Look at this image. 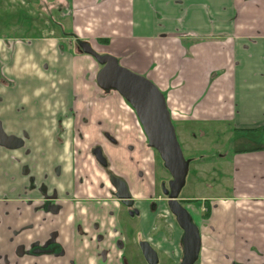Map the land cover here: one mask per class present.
Returning a JSON list of instances; mask_svg holds the SVG:
<instances>
[{
  "label": "crops",
  "instance_id": "obj_1",
  "mask_svg": "<svg viewBox=\"0 0 264 264\" xmlns=\"http://www.w3.org/2000/svg\"><path fill=\"white\" fill-rule=\"evenodd\" d=\"M24 1H28L26 11L21 9ZM137 1L45 0L43 7L38 0H0V128L24 142L18 150L0 144V199L7 196L10 200L8 204L0 201V256L6 257L0 264H51V257L33 258L27 252L48 243L55 230H59L67 259L96 264L94 255L86 259L87 254L79 250L82 240L71 229L82 222L83 205L61 203L56 224L22 230L43 216L36 210L38 204L23 201L44 199V184L48 194L56 192L58 197H70L68 191L71 197L79 196L84 189L56 143L60 125L72 131L74 125H84V119L89 123L84 132L91 134L99 121L106 125L112 115H121L129 127L125 133L142 136L135 113L127 107L117 102L108 108L94 102L98 63L89 55L75 53L77 41L116 57L124 67L154 82L166 94L172 114L176 113L174 121L225 126L229 129L226 141L233 146L239 134L256 137L251 147L234 146L222 160L227 167L222 175L228 181L220 183V189L227 188L226 194L201 200L202 217L205 202L210 217L200 222L198 263L264 264V0H206L207 4L192 0V23L201 29L195 32L205 29L204 36L208 33L212 38H220L213 37V31L221 37L228 35L232 45L224 38L222 43L188 48L179 43L180 50L173 56L171 48L181 30L180 14L185 11L180 10L185 2L154 3L155 15L148 0ZM213 4L228 18L216 22L215 9L206 22L201 11H209L206 5ZM134 12H141L140 27L132 19ZM171 77H177L173 86ZM172 93H182L184 101L177 102ZM183 111H195L196 117L182 120ZM116 150L128 155L123 146ZM59 164L63 167L56 174ZM29 167L36 181L35 188L28 190L25 172ZM116 171L126 177L122 170ZM238 221L244 237L235 235ZM20 248L28 255L19 257Z\"/></svg>",
  "mask_w": 264,
  "mask_h": 264
},
{
  "label": "flooded vegetation",
  "instance_id": "obj_2",
  "mask_svg": "<svg viewBox=\"0 0 264 264\" xmlns=\"http://www.w3.org/2000/svg\"><path fill=\"white\" fill-rule=\"evenodd\" d=\"M83 44H86V42L79 43L75 46V48L79 47V49L82 51L81 46ZM98 65L100 64L98 63ZM101 68L102 65H100V70ZM100 70H98V73ZM96 84L97 89L92 94V97L95 100L103 101L102 104L106 105L108 108L109 106L114 107L117 103V100L113 96L118 95L124 100L122 102L123 104L121 105L127 107L129 110L135 113L132 107L117 91L103 90L98 86L97 78ZM162 93L164 94L167 101L168 99L166 94L164 92ZM169 111L171 113L172 121L174 125H176V121H174L173 119V116L176 115V113L172 114V111L170 109ZM112 116V120L110 122H107L106 125L105 123H101L99 121L95 126V133L92 134H87L84 132L85 128H88L89 126L88 121L84 119L82 120L84 125H74L72 131H70L69 126H59V133L56 135L55 140L58 146L61 147L63 151V161L71 165V169L75 172V174H79V182L82 186L84 185V189L79 191V196L71 197L72 193L71 191H68L70 197H58L56 192L51 195L48 194L47 185L44 184L41 187V191L45 195L44 199H31L23 201L24 203H30L28 205L38 204L36 210L38 213L43 214V216L42 218H40L37 224L26 225L22 230L32 229L34 227L43 228L44 225L48 223L54 225L57 222V216L62 210L63 204L61 203H80L84 206L85 210L83 220H81L82 222L75 223L74 226L71 227V229L73 233L78 236V238H81L82 245L79 247V250L82 249L87 254L86 259L88 258V256L94 255L96 264H109V262L111 261V251L104 246L102 241L106 240L107 237H109V239L121 238V249L118 250V255L121 260L120 264H131L128 256L125 254V249L127 246L126 241L128 239V217H132L134 220L137 218L139 219V228H134L137 231V245L143 257L142 264H150L143 251V246L146 244H148L149 247L157 254L158 264H160V246L164 251H166V248L163 247L166 242L162 241L161 239L163 238L165 241H167L166 239L168 238H166V234H163V232L165 233V231H156V225L158 224L157 219L160 205L165 204L168 207L169 212L173 217L178 229L183 231V236L181 239V249L183 248V256L181 257V261H178V264H180L184 258L183 238L185 232L179 225L177 217L172 213L169 207L170 199L166 194V191H171V181L173 180V177L165 167V164L158 151L150 147L143 128L139 122L142 136H137V140L143 143V145L140 146V150L142 151V148H144L143 150L145 151L146 155L143 158V164H145L146 166L143 168L142 165V170H139L138 175L140 177H149L152 181L153 187L156 189V192L150 196L142 195L143 192L148 193V191H140L139 193H135L136 190L134 189L133 192L128 179V175L124 172V174L126 175L125 177L124 175H120V173L116 171V166L107 154L105 147H107V145L111 146V144L115 148L123 146V148L126 149L127 154L128 152H136L137 148L133 147L131 143H128L131 140L129 139L128 134L125 133V131H128L129 129V127L127 128V126L125 125L127 119L122 117L121 115ZM112 131H117L118 134ZM96 136L100 138V140L93 141ZM86 139L90 141V143H88V148L85 152L84 145ZM142 140H144V142ZM0 144L7 149L18 150L24 145V142L22 141V139L16 136L7 135L4 132L3 128H0ZM186 159L190 160L191 162L190 168L191 165L193 167V159ZM13 160L21 162V160L17 157H13ZM62 167L63 165L61 164L57 165L55 173H59ZM32 170L33 168L29 167L25 172V176L29 180L28 190L30 189V187L35 188V185L33 184L36 181V177L32 174ZM115 180L123 182L129 195L128 198H119L120 190L116 185ZM181 193L177 200L190 213V211L184 205L194 204L199 200L196 197L186 198L182 196ZM0 201L8 204L10 200L6 196V198L0 199ZM100 204H104L106 209L99 208ZM206 204L207 202H205V205L202 207V211L203 217L205 219H208L210 217V207H207ZM115 207L116 209H114ZM18 209H20L19 215H21L22 207ZM206 214H209V217H205ZM190 215L193 219V223L197 225L191 213ZM1 224L2 221L0 220V226ZM107 228L108 233L105 232V229ZM116 228L119 229L117 234L113 232ZM198 228L200 231L199 226ZM99 234H102L103 237H99ZM59 235V230L53 231L48 243L43 246L38 245L33 250H30L27 253L33 258H37L40 256L51 257V264H65V262H68V264H89L86 261L78 263L73 259H67L66 252L63 247L64 245L59 241ZM28 254H25V250L23 248H20L18 250L19 257H23ZM2 260L6 261V257L0 256V262H2ZM32 264H38V262L34 261Z\"/></svg>",
  "mask_w": 264,
  "mask_h": 264
},
{
  "label": "rangeland",
  "instance_id": "obj_3",
  "mask_svg": "<svg viewBox=\"0 0 264 264\" xmlns=\"http://www.w3.org/2000/svg\"><path fill=\"white\" fill-rule=\"evenodd\" d=\"M40 4L45 7L46 2L45 0H38ZM134 4H136L138 1L133 0ZM150 3V7L153 8L152 13L157 15L156 6H154V3H160V1H166V0H148ZM176 1V0H173ZM199 4L202 3V0H199ZM181 3L185 2V7H181V30L177 33L179 35L175 36L176 44L171 48V56L174 55L175 52H178L180 50L181 45L188 48L190 45H201L205 42H213L222 43V39L226 40L227 42H230L232 45V40L230 41V37L228 35L221 37V34L212 32L213 37H220V38H212L210 35L205 37V32L202 30L201 32H195L196 30H201L198 25L195 23H192V17L190 15L191 11V3L192 0H180ZM205 3L207 4V1L205 0ZM44 4V5H43ZM198 4V6H199ZM28 1H24V3H21V9L25 10L27 9ZM200 7V6H199ZM201 8V7H200ZM199 8V9H200ZM205 9L209 10L204 12L201 11V15L207 18L205 19L206 22L209 21V18L211 16V13L215 12V9H217L216 14H218V20L216 22H219L222 19H227L226 13H221L220 7H216L215 4L209 6L206 5ZM189 11V13H188ZM43 12L45 14V10L43 8ZM180 12V13H181ZM141 12H134V17L132 16V19L137 23V27H140L142 17H140ZM175 15L177 13V8H175ZM198 14V18H199ZM144 18H148V15H143ZM209 17V18H208ZM150 19L153 18V16L149 17ZM216 22L213 23V29H216ZM208 29V28H207ZM211 30V31H212ZM87 43V42H86ZM181 43V45L179 44ZM182 55V52L179 53V56ZM98 69L100 70V65H97ZM134 72V71H133ZM138 74V73H137ZM175 80H177V77H171L169 79L170 86L174 85ZM184 81V80H182ZM175 94V95H174ZM172 96L174 99L177 100V102H183V94L181 93H172ZM91 97V96H88ZM116 98L117 102L119 104H123L124 101L122 98H120L118 95L113 96ZM94 102L98 103L103 101L94 100ZM195 111H191L190 113H187L183 111L184 118L182 120H189L190 117L195 118L196 113ZM200 115V114H198ZM176 130H177V136L179 139V142L181 144V147L183 149L184 155L188 159H193V167L191 165L190 172L187 177V183L185 188L183 189L181 195L189 198V197H198L200 200L194 204H185L184 206L187 207V209L192 214L196 224L200 226V222L207 221V219L202 217V212L200 210L201 204H204L203 198L211 199L215 197H219L223 193L226 194V191L222 192L220 189V183H223L225 185L227 183V179L225 178L226 175H222V170L226 171L227 167L224 164H222V160L226 157H228L229 151L233 150L235 147H251L252 143L254 141L253 138H256L255 136H251L250 134H239V138L236 143H234V146L232 143H228L226 141V137L228 136L226 132L229 130L225 126H214V125H207L203 122L190 125L186 124L184 122L176 121ZM95 133V132H94ZM92 134V133H91ZM128 137L131 140L128 143H131V145L135 148H137V152H128V155L124 154V151L121 150L118 152L116 148L111 144L107 145L106 151L111 160L114 162V165L116 168L122 170L125 172V174L128 175V179L130 182V185L133 189L137 191H148V193L143 192L142 195L150 196L153 195L156 192V189L152 185V181L149 177H140L138 175L139 170H142L146 166L143 164V158L146 155L145 151L142 148V151L140 150V146L143 145L142 142H139L137 140V135L128 133ZM133 139V140H132ZM246 139V140H242ZM100 140L96 136V138L93 139ZM233 142V141H232ZM88 141L86 139L84 149L85 152L88 148ZM104 144V143H103ZM230 149V150H229ZM140 151V152H138ZM224 151H227L226 154H223ZM199 169V170H198ZM167 173V172H166ZM168 174V173H167ZM166 174V175H167ZM169 175V174H168ZM170 178V177H169ZM198 178V181L196 182L194 179ZM202 200V201H201ZM217 205L221 206V202L215 203ZM91 206V205H88ZM94 206V205H92ZM97 207V206H95ZM99 208L106 209L104 204H100ZM238 216H241V212L238 211ZM158 224L157 226V232L165 231L163 234H166L165 241L163 238L162 241L166 242L163 247L166 248V251H164L161 246V254H160V264H178L181 261V257L183 256V248L181 249V239L183 236V231L179 230L177 225L175 224V221L173 217L171 216L168 207L165 204H161L159 211H158ZM139 219H133L132 217H128V239H127V246L125 249V254L128 256V259L131 264H142L143 257L139 251L138 245H137V231L136 229L139 228ZM238 225V226H237ZM136 227V229L134 228ZM159 227V229H158ZM104 230V229H103ZM102 230V231H103ZM118 228L114 229V233H118ZM160 230V231H159ZM235 232L237 231L236 236L244 237L243 232L240 231V222L238 221L236 225L234 226ZM105 232L108 233V228L105 229ZM99 237H103L102 234H99ZM106 237V235H105ZM121 238H110L107 237L106 240L102 241L104 246L108 248V250L111 251V261L109 264H120L121 260L118 255V250L121 249ZM179 261V262H178ZM123 262V261H122ZM177 262V263H176ZM146 264V263H144ZM196 264H199L198 262Z\"/></svg>",
  "mask_w": 264,
  "mask_h": 264
},
{
  "label": "water",
  "instance_id": "obj_4",
  "mask_svg": "<svg viewBox=\"0 0 264 264\" xmlns=\"http://www.w3.org/2000/svg\"><path fill=\"white\" fill-rule=\"evenodd\" d=\"M81 47L83 53L102 65L97 76L98 86L117 91L132 107L150 147L158 151L172 175L171 191L166 194L170 199L169 207L185 232L184 258L180 264H196L202 246L200 231L190 213L177 200L186 185L191 162L184 155L164 94L150 79L124 67L116 57L100 54L88 43ZM115 182L120 190L119 198H128L123 182ZM143 251L150 264H158L157 254L148 244L143 246Z\"/></svg>",
  "mask_w": 264,
  "mask_h": 264
},
{
  "label": "trees",
  "instance_id": "obj_5",
  "mask_svg": "<svg viewBox=\"0 0 264 264\" xmlns=\"http://www.w3.org/2000/svg\"><path fill=\"white\" fill-rule=\"evenodd\" d=\"M82 41H77L75 44L78 45L79 43H81ZM75 53L76 54H79V55H86L85 53H83L79 47L78 48H75ZM205 217H209V214H206Z\"/></svg>",
  "mask_w": 264,
  "mask_h": 264
}]
</instances>
